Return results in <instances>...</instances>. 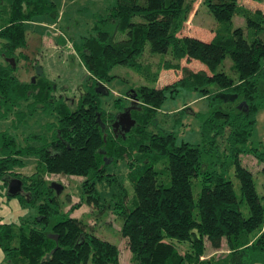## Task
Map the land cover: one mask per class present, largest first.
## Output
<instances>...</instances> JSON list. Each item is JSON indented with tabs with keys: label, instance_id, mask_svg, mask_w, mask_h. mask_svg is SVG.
I'll return each mask as SVG.
<instances>
[{
	"label": "trees",
	"instance_id": "trees-1",
	"mask_svg": "<svg viewBox=\"0 0 264 264\" xmlns=\"http://www.w3.org/2000/svg\"><path fill=\"white\" fill-rule=\"evenodd\" d=\"M193 2L114 0L106 16L95 20L92 35L83 37L75 49L90 79L68 107L53 97L52 82L38 71L27 81L9 73L16 61H28L29 54L35 52L37 58L41 37H27L24 24L51 16L54 4L0 0L2 54L13 60L11 67L6 64L0 70V105L13 106L22 99L31 110L55 113L43 134L28 135L38 144L27 140L17 146L11 136L0 133V197H15L21 206L35 210L17 222L0 220L4 263L119 264L116 245L87 233L85 223L69 215L79 203L61 210L47 176L80 177L81 192H88L87 202L95 203L96 182L114 176L104 172L103 159L127 158L140 169L131 180L129 203L118 183L121 196L115 207L131 264H264V195L256 193L251 173L239 159L241 154L252 156L263 163L264 172V147L249 141L255 112L264 100L259 92L264 86V0H201L215 21L207 41L190 35L195 32L191 24V32H184ZM135 16L141 20H133ZM233 16L244 20V28L232 25ZM146 44L149 52L159 55L154 69L139 60ZM225 56L231 61L233 79L217 70ZM114 65L130 68L147 83L127 91L125 98L134 104L129 106L134 124L121 133L111 129L116 114L103 111L99 99L106 93L104 83L114 76L109 74ZM210 85L212 109L201 127V147L176 144L173 133L161 129L155 118L165 93L172 96L180 86L206 95ZM116 109L124 107L116 103ZM211 151L229 157L219 171L213 167L217 162L201 159ZM24 156L35 158L29 174L15 170ZM231 166L238 196L223 171ZM161 170L167 171L166 185L157 181ZM9 178L21 182L16 195L6 193ZM198 178L194 200L191 183ZM242 202L246 216L240 211ZM172 240L187 242L188 249L181 253ZM206 243L213 253H206ZM222 244L225 249L218 254Z\"/></svg>",
	"mask_w": 264,
	"mask_h": 264
},
{
	"label": "rangeland",
	"instance_id": "rangeland-1",
	"mask_svg": "<svg viewBox=\"0 0 264 264\" xmlns=\"http://www.w3.org/2000/svg\"><path fill=\"white\" fill-rule=\"evenodd\" d=\"M54 4V14L41 16L33 22H26L24 28L27 37L40 35V45L36 46L35 51L38 53L37 58L35 52L29 54V60H18L9 73L20 81H27L38 71L45 78L52 82L51 94L54 98L66 103L71 107L79 95L83 92L84 86L90 79L89 74L82 65L76 54V47L80 46L83 37L92 35V27L95 20L104 18L113 5L114 0H50ZM187 1V0H185ZM191 1V0H190ZM135 21H140V17L135 16ZM189 24L185 26L184 32H191L192 27L195 28L190 35H193L203 41L209 40L208 31L214 27L215 21L206 8L202 5L201 0H194L192 10L188 15ZM233 26L244 28V20L239 16L231 18ZM192 25L190 27L189 25ZM189 26V27H188ZM203 30V32H202ZM201 31V32H200ZM115 38H120L116 35ZM2 42L0 37V70L6 69V64L10 67L8 58L2 54ZM156 53H151L146 44L140 62L149 63L151 68L157 62ZM231 64L228 56H225L221 65L217 70L222 71L235 78V73L229 70ZM3 74V73H2ZM109 74L114 75L112 79L104 83L106 93L99 96L100 107L108 113H119L116 109V103L124 108L129 107V101L125 98L127 91L133 86L147 84L143 79L128 67L123 65H114ZM4 76V74L2 75ZM165 75L159 77L160 83ZM213 85L207 87L208 93L203 95L198 89L177 87V90L169 96L165 93V98L155 112V118L158 120V126L161 129L171 131L174 135L176 144L187 142L197 144L201 147L202 124L209 115L212 107L210 95L213 92ZM102 91V90H101ZM261 95L264 94V86L259 88ZM120 99V101H115ZM10 104L0 105V133L11 136L15 145L21 146L27 140L31 144H38L34 139L28 137L30 134H43L45 126L49 121L55 119L54 112H45L41 109L31 110L30 105H26L22 99H18ZM255 121L249 138L250 144L261 145L264 147V100L255 112ZM221 151V150H220ZM201 155L203 160L215 161L214 169L220 170L223 161L228 163L229 157L221 155V152L211 151ZM129 157V156H128ZM240 163L246 167L252 176L255 191L258 195H264V172L262 170L263 163L258 162L255 158L248 154L239 156ZM132 160V159H131ZM23 164L15 168L21 174H29L34 170L35 158L33 156L22 157ZM105 164L104 172L106 174H114V176L106 175L103 180L97 181L95 189L98 193V200L93 203L87 202L86 195L88 192L82 193L80 186V177L73 175H48V182L60 183L61 189L57 194L62 211H67L71 205L79 203L73 208L70 216L80 218L84 223V230L89 233L116 245L119 251V264H131L130 252L126 246L125 238L120 234L121 216L117 214L118 208L115 207L116 201L119 200L121 192L118 183L122 184L125 189L126 202L129 203L133 196L131 180L137 175L139 164L135 160L129 161L122 158L116 162H108L103 159ZM158 167L161 168L160 164ZM226 177L230 179L234 193L238 196V183L233 176L232 166L228 170L224 169ZM115 178V181H107L106 179ZM158 183L168 184L167 171H160L157 176ZM199 190V178L192 179L191 192L195 200ZM55 192V191H54ZM240 211L243 216L247 215L245 204H240ZM35 210L28 205L22 206L17 210L3 214L4 222H17L20 217L33 216ZM176 248L183 253L188 249V243L185 241L172 240ZM209 247L206 243V248ZM225 246L222 244L221 249L217 250L219 254L224 251ZM209 248L206 253H210ZM3 264V263H2ZM6 264V263H5ZM90 264V263H87Z\"/></svg>",
	"mask_w": 264,
	"mask_h": 264
},
{
	"label": "water",
	"instance_id": "water-1",
	"mask_svg": "<svg viewBox=\"0 0 264 264\" xmlns=\"http://www.w3.org/2000/svg\"><path fill=\"white\" fill-rule=\"evenodd\" d=\"M8 61L13 65V60L12 58H8ZM33 80V78H31ZM133 101L130 102V105L132 104ZM129 105V106H130ZM129 109L130 107L124 108L121 112L117 113L115 115V121L120 120V116L123 117L127 123L125 127L122 128V132H127L129 128L134 124V120L130 117L129 115ZM113 126L116 125V122L112 123ZM49 186L55 191V194L59 192L61 189L60 183L56 182H50ZM21 191V182L18 178H9L7 180V186H6V193L10 195H16Z\"/></svg>",
	"mask_w": 264,
	"mask_h": 264
},
{
	"label": "crops",
	"instance_id": "crops-1",
	"mask_svg": "<svg viewBox=\"0 0 264 264\" xmlns=\"http://www.w3.org/2000/svg\"><path fill=\"white\" fill-rule=\"evenodd\" d=\"M20 207V203L18 202L17 198L12 197L9 199H4L0 197V220L3 221V214H6L10 212L11 210H17ZM209 247L206 248V252L208 251ZM211 249V248H210ZM213 253V250L209 254ZM208 254V253H207ZM5 264L3 260V254L2 251L0 250V264Z\"/></svg>",
	"mask_w": 264,
	"mask_h": 264
},
{
	"label": "flooded vegetation",
	"instance_id": "flooded-vegetation-1",
	"mask_svg": "<svg viewBox=\"0 0 264 264\" xmlns=\"http://www.w3.org/2000/svg\"><path fill=\"white\" fill-rule=\"evenodd\" d=\"M130 106L134 107V104H131ZM119 118H120V120H118V118H117V121H115V117H114L112 119V121L110 122V126H111V129L113 131L121 133L122 132V128L125 127L127 121L121 116ZM113 122H116L115 126L112 125Z\"/></svg>",
	"mask_w": 264,
	"mask_h": 264
}]
</instances>
